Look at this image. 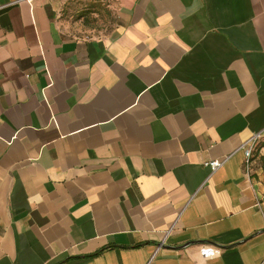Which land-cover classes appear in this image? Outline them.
Instances as JSON below:
<instances>
[{
    "label": "crops",
    "instance_id": "0c3cea01",
    "mask_svg": "<svg viewBox=\"0 0 264 264\" xmlns=\"http://www.w3.org/2000/svg\"><path fill=\"white\" fill-rule=\"evenodd\" d=\"M82 1L0 0V264H264V0Z\"/></svg>",
    "mask_w": 264,
    "mask_h": 264
},
{
    "label": "rangeland",
    "instance_id": "374dc122",
    "mask_svg": "<svg viewBox=\"0 0 264 264\" xmlns=\"http://www.w3.org/2000/svg\"><path fill=\"white\" fill-rule=\"evenodd\" d=\"M82 2L72 11L68 22L80 24L84 31L94 34L110 28L112 13L108 0H95V2L85 0Z\"/></svg>",
    "mask_w": 264,
    "mask_h": 264
},
{
    "label": "built area",
    "instance_id": "2783aa9c",
    "mask_svg": "<svg viewBox=\"0 0 264 264\" xmlns=\"http://www.w3.org/2000/svg\"><path fill=\"white\" fill-rule=\"evenodd\" d=\"M261 135L258 134L256 135L248 144L247 149L245 150V170L246 173L249 174L250 171V167H251V160L253 157V154L256 150V148L258 147V140L260 139ZM224 160L223 161H219V160H214L211 162L206 163L207 167H210L212 172L217 171L219 168L222 167V165L224 164Z\"/></svg>",
    "mask_w": 264,
    "mask_h": 264
},
{
    "label": "water",
    "instance_id": "95a60500",
    "mask_svg": "<svg viewBox=\"0 0 264 264\" xmlns=\"http://www.w3.org/2000/svg\"><path fill=\"white\" fill-rule=\"evenodd\" d=\"M196 242H191V243H189V244H186V246H189V245H193V244H195ZM185 247V246H184Z\"/></svg>",
    "mask_w": 264,
    "mask_h": 264
},
{
    "label": "trees",
    "instance_id": "16d2710c",
    "mask_svg": "<svg viewBox=\"0 0 264 264\" xmlns=\"http://www.w3.org/2000/svg\"><path fill=\"white\" fill-rule=\"evenodd\" d=\"M101 252H99V253H97V254H95L94 256H96V255H99Z\"/></svg>",
    "mask_w": 264,
    "mask_h": 264
}]
</instances>
